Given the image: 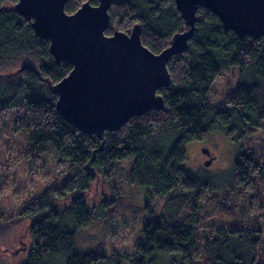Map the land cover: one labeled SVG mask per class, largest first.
Wrapping results in <instances>:
<instances>
[{"label":"trees","instance_id":"obj_1","mask_svg":"<svg viewBox=\"0 0 264 264\" xmlns=\"http://www.w3.org/2000/svg\"><path fill=\"white\" fill-rule=\"evenodd\" d=\"M18 1L0 0V115L24 109L13 132L24 137L25 158L69 161L71 170L59 188H47L19 214L33 218L26 232L30 245L25 264H121L117 252L110 257L76 254L75 231L91 222L86 196L91 185L99 178L112 179L117 164L129 157H134L130 184L147 187L155 196L175 192L160 217L150 212L142 219L131 264H264V36L240 37L199 7L187 48L168 62L171 83L157 91L162 106L131 118L117 131L89 135L58 115L54 88L72 66L56 62L49 40L36 37L31 23L15 10ZM87 2L98 5L99 0H68L65 11L73 14ZM109 15L105 35L129 34L139 25L142 44L154 54L187 30L174 0H148L142 7L135 0H112ZM232 67L240 71L227 108L207 104L212 85ZM213 131L241 143L239 158L224 180L192 177L183 168L186 146L206 140ZM256 134L259 142L253 149ZM246 138L248 147L243 145ZM5 186L0 180V198ZM204 194L214 197L212 212L205 207L211 217L205 232L198 216L204 213ZM68 197L67 205H53ZM186 206L190 212L179 222ZM219 212L223 217L214 215ZM245 212L258 213L261 227L256 222L241 228L221 224Z\"/></svg>","mask_w":264,"mask_h":264},{"label":"water","instance_id":"obj_2","mask_svg":"<svg viewBox=\"0 0 264 264\" xmlns=\"http://www.w3.org/2000/svg\"><path fill=\"white\" fill-rule=\"evenodd\" d=\"M67 1L19 0L15 10L31 23L36 37L49 40V52L57 63L72 66L54 88L56 110L89 135L117 131L131 118L162 106L157 91L170 85L168 62L187 48L199 7L209 9L225 30L240 37L264 36V0H174L187 30L154 54L142 44L139 25L129 34L105 35L112 0H99L98 5L87 2L73 14L65 11ZM202 152L210 156L208 149Z\"/></svg>","mask_w":264,"mask_h":264},{"label":"rangeland","instance_id":"obj_3","mask_svg":"<svg viewBox=\"0 0 264 264\" xmlns=\"http://www.w3.org/2000/svg\"><path fill=\"white\" fill-rule=\"evenodd\" d=\"M147 1L135 0L141 7ZM11 71L15 72L16 69L8 70L6 74ZM239 71V67H232L219 77L212 85L206 103L219 109L227 108L226 100L237 87ZM0 72L3 73L1 70ZM23 96L24 93H21L18 103H21ZM23 112L24 109L11 108L0 115V180L1 184H6L0 198V215L6 219L0 221V264H25L30 245L26 232L33 218L21 219L19 214L47 188H59L71 176L69 161L58 163L48 157L39 161L25 158L24 137L13 132V123ZM256 133L262 134L261 130ZM256 136L257 134L251 137L252 142H255L250 145L253 149L257 148L256 144L259 142ZM249 140L246 138L243 145L248 147ZM172 143L173 140L166 145V151ZM240 145L241 143L232 141L221 132L213 131L206 140L191 142L186 146L183 168L192 177L224 180L231 174L234 162L239 158ZM205 148L213 158L208 166L205 163L209 161V156L202 152ZM133 160L134 157H129L119 162L112 179L105 181L99 178L91 185L86 195L92 212L91 222L75 231L76 254L94 253L110 257L117 252L122 256L121 264H131L136 256L135 242L141 236L142 219L150 212L153 217H160L165 201L175 194L171 191L163 196H155L147 187L130 184L127 177ZM220 197L215 196L217 199ZM69 200V197L63 198L53 205L63 207ZM201 200L204 213L207 212L206 208L211 211L214 197L204 194ZM190 209L186 206L179 222H183ZM204 213L201 210L198 216L200 230L205 232L211 217ZM214 215L223 217L222 212ZM260 221L258 213L245 212L227 217L221 224L229 227V222H233L237 228H241L256 222L257 227H261ZM157 257L170 258L162 255Z\"/></svg>","mask_w":264,"mask_h":264},{"label":"flooded vegetation","instance_id":"obj_4","mask_svg":"<svg viewBox=\"0 0 264 264\" xmlns=\"http://www.w3.org/2000/svg\"><path fill=\"white\" fill-rule=\"evenodd\" d=\"M209 159H210V157H209Z\"/></svg>","mask_w":264,"mask_h":264}]
</instances>
